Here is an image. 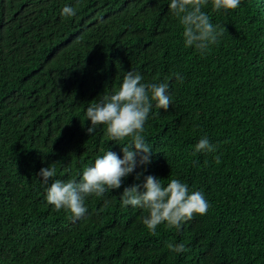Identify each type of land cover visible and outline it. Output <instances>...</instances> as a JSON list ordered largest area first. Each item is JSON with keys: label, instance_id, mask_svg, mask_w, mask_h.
Returning a JSON list of instances; mask_svg holds the SVG:
<instances>
[{"label": "trees", "instance_id": "1", "mask_svg": "<svg viewBox=\"0 0 264 264\" xmlns=\"http://www.w3.org/2000/svg\"><path fill=\"white\" fill-rule=\"evenodd\" d=\"M169 2L0 0V264H264V0L209 4L227 31L205 55L184 46ZM65 5L75 17L61 16ZM127 71L167 82L171 105L153 106L144 135L154 155L124 186L153 175L202 191L207 214L179 230L149 232L145 210L121 205L123 187L87 198L74 220L47 203L53 181L37 176L54 165L53 179L79 180L107 150L123 157L104 126L87 134L85 113ZM203 136L217 152L194 153Z\"/></svg>", "mask_w": 264, "mask_h": 264}, {"label": "clouds", "instance_id": "2", "mask_svg": "<svg viewBox=\"0 0 264 264\" xmlns=\"http://www.w3.org/2000/svg\"><path fill=\"white\" fill-rule=\"evenodd\" d=\"M242 0H170L169 12L183 26V41L186 48H194L200 55L208 53L212 46L220 42L227 31L224 25L214 24L209 13L204 11L211 5L212 12H228L240 7ZM77 14L76 7L65 5L61 16L72 18ZM176 81L183 82L180 73H173ZM169 84L145 83L143 76L134 71H127L118 90L112 94H103L93 100L86 108V121L90 126L87 134L93 135L100 126L110 141L121 145L123 157L107 150L96 157L94 164L83 170L77 179H53L57 169L43 167L37 176L47 185L46 201L55 210L69 212L74 220L82 219L88 213L86 199L92 196L103 197L105 193L119 190L121 205L140 208L147 213L142 222L152 234L157 227L166 224L169 228L181 229L182 225L193 219L194 215L207 214L210 204L202 191L190 190L188 184L179 179H171L166 186L163 179L147 175L143 183L124 186L125 179L135 173V180H140L143 172L136 170L151 163L154 155L152 146L147 142L145 125L152 113L153 106L167 111L171 105L168 94ZM155 102V105L154 103ZM158 114V113H157ZM83 126V124H82ZM126 143H122L125 142ZM217 145L203 136L194 146V153H215ZM219 162V157H216ZM109 201H105L107 205ZM167 248L177 254L190 251L185 244L168 243Z\"/></svg>", "mask_w": 264, "mask_h": 264}]
</instances>
